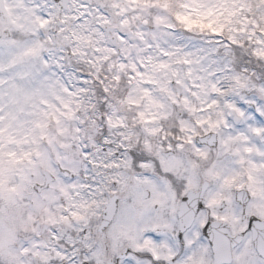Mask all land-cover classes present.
Instances as JSON below:
<instances>
[{
  "label": "snow or ice",
  "instance_id": "6c2138e0",
  "mask_svg": "<svg viewBox=\"0 0 264 264\" xmlns=\"http://www.w3.org/2000/svg\"><path fill=\"white\" fill-rule=\"evenodd\" d=\"M0 264H264V0H0Z\"/></svg>",
  "mask_w": 264,
  "mask_h": 264
}]
</instances>
